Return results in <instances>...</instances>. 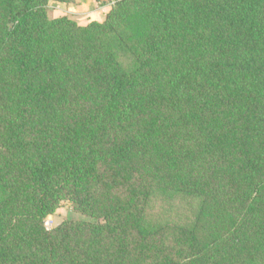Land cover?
Listing matches in <instances>:
<instances>
[{
	"label": "trees",
	"instance_id": "obj_1",
	"mask_svg": "<svg viewBox=\"0 0 264 264\" xmlns=\"http://www.w3.org/2000/svg\"><path fill=\"white\" fill-rule=\"evenodd\" d=\"M50 1L0 0V264H264V0Z\"/></svg>",
	"mask_w": 264,
	"mask_h": 264
},
{
	"label": "crops",
	"instance_id": "obj_2",
	"mask_svg": "<svg viewBox=\"0 0 264 264\" xmlns=\"http://www.w3.org/2000/svg\"><path fill=\"white\" fill-rule=\"evenodd\" d=\"M53 13L56 16H69L80 24H87L91 20H103L111 9L112 2L100 0H74L72 2L53 1Z\"/></svg>",
	"mask_w": 264,
	"mask_h": 264
},
{
	"label": "rangeland",
	"instance_id": "obj_3",
	"mask_svg": "<svg viewBox=\"0 0 264 264\" xmlns=\"http://www.w3.org/2000/svg\"><path fill=\"white\" fill-rule=\"evenodd\" d=\"M55 0H51L49 2V6H48V15L50 17H58L56 16L55 13H53L51 10H53V6ZM105 1V2H113V0H100ZM81 219V220H93L91 217L77 212L74 209L73 203L70 200H62L60 206L57 208L56 212H54L53 214L48 215L45 218V227L47 229H53L54 227H56L57 225H59L60 223H62L64 220L66 219Z\"/></svg>",
	"mask_w": 264,
	"mask_h": 264
}]
</instances>
